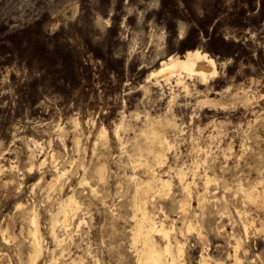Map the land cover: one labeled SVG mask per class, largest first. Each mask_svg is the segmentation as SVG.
Listing matches in <instances>:
<instances>
[{"label":"clouds","instance_id":"clouds-1","mask_svg":"<svg viewBox=\"0 0 264 264\" xmlns=\"http://www.w3.org/2000/svg\"><path fill=\"white\" fill-rule=\"evenodd\" d=\"M213 3L214 0H193L192 8L198 18H203ZM104 7H107V15L111 19L115 2L111 6H101L100 0H0V23L12 32L29 20L48 14L58 27L60 24L65 28L72 25L69 28L70 39L78 46L81 39L91 38L94 25L103 20L101 12ZM124 7H129L128 0H124ZM252 71L257 70L252 67ZM2 75L6 77L7 73ZM17 75L19 83L24 85V81L34 74L18 69ZM259 79L264 80V75ZM3 84L4 79H0V85ZM229 91L226 90L224 95L232 101ZM7 94L14 95L10 89L0 91V97ZM262 100L264 94L259 91L249 93L240 104L245 108L243 113L230 105L231 110L223 117L224 125L219 129V135L228 140L223 148L219 135L206 136L202 129L191 131V121L184 124L183 115H174L170 111L167 113L169 122L163 124L170 135L163 136L154 144L145 138L140 128L153 122L155 118L151 114L158 110L156 104L163 103L168 109L172 108L167 98L163 101L157 99L142 109L137 105L139 111L126 118L136 125L127 129L135 133L133 137L123 138L124 122L109 120V127L114 124L120 126L121 138L114 130L111 145L107 146V141L94 143L90 149L91 157L86 151L90 135H85V132L91 133L92 120L97 119L99 113L94 111L91 120L85 113L83 124L86 127L83 131L80 122L68 121L75 124L73 131L78 138L73 140L72 148H68L61 138L63 152L57 153L55 162L45 160L37 163L39 154L34 153L24 162L23 171L20 167H10L6 174L0 166V264H143L142 246L132 235L136 230L133 218L141 214L142 207L137 203V173L152 177L149 185L152 192L147 201L151 204V211L145 215L152 232L161 237L154 246L164 255L162 264H201L198 254L194 253L208 247L209 237L223 236L231 247V240L237 237L225 233L221 221L227 216L229 223L236 228L232 211L238 206L246 215H252L264 225V220H261L264 215V106L259 103ZM140 104H145V101L141 100ZM127 105L128 101L119 98L117 114L123 115ZM7 107V101L0 104V108ZM105 107L109 106L105 104ZM176 120L181 123L177 124ZM233 120L237 123L233 124ZM216 125L217 121H213L208 127L215 128ZM103 127L101 122L96 130ZM229 127L235 137H228L226 129ZM31 143L36 142L33 140ZM185 145L187 149L181 154L179 149ZM2 146L3 141H0V148ZM169 152L173 163H169ZM102 153L113 165L108 167L106 163L103 174L93 163L101 158ZM181 155L185 158L183 161ZM178 161L180 166H177ZM58 163L59 168L56 166ZM165 167L167 171H163ZM158 170H161L159 174ZM209 171L213 175L219 174L220 183L216 190L221 191V196L217 198L214 190L205 201ZM32 172L37 175L26 186L27 175ZM160 176H167L169 180L164 181ZM173 180L179 181L175 184V192L172 191ZM63 188L68 192L62 191ZM250 192L255 193L254 198L249 197ZM225 196L229 199L226 200ZM193 197L197 200L195 209L192 207ZM205 203L210 205L207 216ZM69 205L72 206L71 211H67ZM248 227H253L250 221ZM252 235L256 236V231ZM240 236L237 246L247 244L246 235L241 232ZM216 248L227 252L223 245ZM169 249L173 252L171 256L168 255ZM227 259L235 260L236 257L225 255Z\"/></svg>","mask_w":264,"mask_h":264},{"label":"rangeland","instance_id":"rangeland-1","mask_svg":"<svg viewBox=\"0 0 264 264\" xmlns=\"http://www.w3.org/2000/svg\"><path fill=\"white\" fill-rule=\"evenodd\" d=\"M113 2L115 11L111 19L107 15V7H104L101 12L103 20L94 25L91 38L81 39L78 46L70 39L69 28L72 25L65 28L60 24L58 27L48 14L31 19L12 32L0 23V79H4L0 91L10 89L14 93L0 97V104L8 102L7 108H0V141H3L0 166L6 174L10 167H20L23 171L24 162L34 153L39 154L38 161L55 162L57 153L63 152L61 138L68 148H72L73 140L78 138L73 131L75 124L68 121L80 122L83 131L86 127L83 124L85 113L90 120L94 111L99 113L98 118L92 120L91 133L85 132V135H90L86 151L91 157L90 149L94 143L107 141V146L112 143L117 125L109 127V120L125 123L124 139L135 135L127 129L136 125L126 118L139 111L138 104L142 109L157 99L163 101L167 98L172 108L158 103V110L151 114L156 120L155 128L167 136L170 132L163 128V124L169 120V111L174 115H183L184 124L191 121V131L202 129L206 136H218L219 129L224 125L223 117L231 110L230 105L235 111L243 113L245 108L240 104L249 93L259 91L264 94V80L259 79L260 75H264V0H214L203 18H198L193 10V0H128L127 8L124 7V0H100L101 6H111ZM194 48L208 52L216 60L218 73L215 76L201 80L196 74L184 73L187 87L177 83L175 78L155 83L156 78L151 73L160 65L162 58L170 54L183 56L187 50ZM252 67L257 71L253 72ZM18 69L34 74L24 81L27 87L19 83ZM5 72L6 77L2 75ZM226 90H230L232 101L224 95ZM119 98L128 101L123 115L117 114ZM90 100L95 102L89 103ZM141 100L145 104H140ZM259 103L264 106V100ZM184 104L190 106L181 107ZM101 108L104 111L101 112ZM213 121H217L216 127L209 128ZM101 122L107 130L106 139L100 136L101 130H96ZM176 123L181 121L176 120ZM143 128L145 126L140 131ZM226 132L228 137H235L232 128H227ZM33 140L35 144L31 143ZM219 140L222 148L228 143L223 135H219ZM81 143L83 145V141ZM186 149V145L181 146L179 152L183 154ZM168 159L169 163H173L171 152ZM184 159L181 155V161ZM93 163L98 167L106 163L108 167H113L106 161L104 153ZM56 166L59 168L60 164ZM177 166H180V161ZM163 171H167V167ZM36 175V172L27 175L26 186L33 182L32 177ZM137 176L139 179L148 178L140 173ZM207 180L205 201L214 190L219 198L221 191L216 190V185L220 183L219 174L213 175L209 171ZM178 182L172 181L173 192L177 190L175 184ZM62 191L67 193L68 189L63 188ZM151 192L146 195L147 201ZM192 207L197 208L195 197ZM204 207L207 216L210 205L205 203ZM148 209L151 211V204H148ZM232 216L237 227L234 228L225 216L221 221L224 232L240 239L243 232L248 243L241 244L236 252V240H231L232 246L229 247L228 240L223 236L209 237L208 247L196 250L194 254H198L199 259L202 254L206 255L212 263L234 264L235 260H225V255L234 256L237 253L241 258L240 264H248L249 261L264 264V225L252 215H246L239 206L232 211ZM261 220H264V215ZM248 221L253 225L251 229ZM138 223V217L134 216L132 224L136 230L132 235L141 246L137 238ZM204 226H207V221ZM253 231H256V236L252 235ZM152 237L155 243L161 239L158 233H153ZM217 245H223L227 252L218 251Z\"/></svg>","mask_w":264,"mask_h":264},{"label":"bare ground","instance_id":"bare-ground-1","mask_svg":"<svg viewBox=\"0 0 264 264\" xmlns=\"http://www.w3.org/2000/svg\"><path fill=\"white\" fill-rule=\"evenodd\" d=\"M184 73H187L189 75L196 74L201 78V80H206L208 77H213L218 73L216 60L212 56H210L208 52L202 51L199 48L189 49L183 56L178 54H170L167 57L162 58L160 65L152 71L151 76L156 78V84H158L161 79H166L169 81L172 78H175L177 83H183L184 86L187 87L184 80ZM155 122L156 120H153L150 125L146 124L145 128L141 130L145 138H147L153 144L159 141L163 136H167L162 133L161 130L155 128ZM166 122H169V120H167ZM105 128H102L99 133L100 136L105 137L106 139L107 130ZM120 131V126L117 125V130L115 134L119 138H121ZM169 144L171 146L170 140ZM40 161H38V163ZM104 167L105 165H101L99 167L97 166V169L101 174H103ZM159 172L160 170L157 174H159ZM160 179L167 181L169 180V177L160 176ZM151 181L152 177L148 176V178L146 179H139V182H137L136 184V187L138 189L137 203L138 205L142 206L141 214L137 215L139 222L137 227V238L142 246L143 264H162L164 255L160 252L158 248L154 246L155 240L152 237L153 232L148 223L147 216L145 215V213H150V210L148 209L146 195L147 193L152 191V188L149 186L151 184ZM254 196V193H249L250 198H254ZM71 210L72 206L69 205L67 211ZM238 240H240V238L236 239V252L241 245L240 244L239 246H237ZM168 254L170 256L173 255L171 249L168 250ZM201 256V264H224V262L221 261H216L215 263H212L211 261H209L210 257L203 254ZM234 256L236 257L234 264H240V256L237 253H235Z\"/></svg>","mask_w":264,"mask_h":264}]
</instances>
